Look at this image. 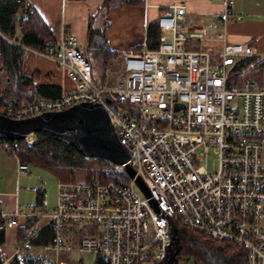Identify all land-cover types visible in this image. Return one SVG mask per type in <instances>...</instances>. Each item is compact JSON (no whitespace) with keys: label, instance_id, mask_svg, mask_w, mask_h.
<instances>
[{"label":"built area","instance_id":"obj_1","mask_svg":"<svg viewBox=\"0 0 264 264\" xmlns=\"http://www.w3.org/2000/svg\"><path fill=\"white\" fill-rule=\"evenodd\" d=\"M220 1L223 26L240 19L232 11L233 0ZM184 12L183 0H172L155 18L168 39L152 48L120 51L122 73L112 86L93 80L73 33L63 31L38 48L0 31L23 57L33 53L51 59L75 83L60 98L19 104L0 90V114L18 119L81 101L100 103L131 153L127 163L148 190L144 194L134 177L127 182L57 180L52 208L0 206V230L21 216L35 219L13 245L11 259L65 264L63 254L76 252L107 264H139L146 252L145 262L173 264L176 240L170 222L176 220L214 240L242 246L240 264H264V87L252 78L229 82L238 60L264 52L248 42L228 41L223 29L204 32L190 26ZM23 141L33 144V133ZM2 144L14 154L10 143ZM18 169L29 172L23 162ZM45 226L51 228L50 239L34 244Z\"/></svg>","mask_w":264,"mask_h":264},{"label":"trees","instance_id":"obj_2","mask_svg":"<svg viewBox=\"0 0 264 264\" xmlns=\"http://www.w3.org/2000/svg\"><path fill=\"white\" fill-rule=\"evenodd\" d=\"M141 0H103L96 12L88 15L87 23V51L92 54L103 70H109L120 75L122 70L116 68L115 59L119 51L107 46L105 31L108 26L106 16L114 8L128 3H138ZM0 31L4 36H20L21 42L32 47L41 48L52 38L48 28L40 16L29 5L24 8V0H0ZM163 31L154 23L148 24L146 30V43L152 47L164 40ZM0 34V90L8 99L19 104L31 101L35 97L57 99L64 93L57 84L38 82V73L27 74L23 69L22 49L9 42ZM115 71V72H114ZM264 76V55L248 56L238 60L230 72L229 82L240 84L241 81L252 78L260 81ZM107 77V75H106ZM28 88L30 91H28ZM34 142L27 145L23 139L10 140L0 135V148L11 153L3 146L8 142L13 153L20 162L45 168L61 181H86L97 177L100 181L129 180L124 169L115 170L114 164L100 157H88L82 154L67 140L57 138L48 132L33 133ZM42 190H35L36 204L42 205ZM177 229V239L174 246L176 251L173 264L179 258H193L199 264H240L245 256V249L237 244L227 241L214 240L200 232L191 230L174 220ZM33 224L27 221L21 231ZM51 228H42L34 237L33 243L41 244L51 237ZM22 237V236H21ZM4 241V232L0 230V243ZM146 258L143 254L139 262ZM1 260V257H0ZM9 264H41L39 259L25 258L19 262L12 258ZM77 264H83L79 259ZM93 264H107L105 260L94 256Z\"/></svg>","mask_w":264,"mask_h":264},{"label":"crops","instance_id":"obj_3","mask_svg":"<svg viewBox=\"0 0 264 264\" xmlns=\"http://www.w3.org/2000/svg\"><path fill=\"white\" fill-rule=\"evenodd\" d=\"M171 1L141 0L138 3H128L110 10L106 16L107 46L119 53L125 48H152V41L150 45L146 43L147 26L154 23L158 14ZM25 2L40 16L52 37H60L63 31L73 33L86 54L88 15L96 12L103 0H25ZM183 2L185 4L183 21L188 25L200 28L204 32L223 29L228 41L248 42L259 52H264V0H233L232 11L238 14L240 19L230 20L225 26L218 21L223 7L220 0H183ZM162 35L164 39L169 38L168 33L163 32ZM88 61L92 78L97 84L112 86L116 83L118 75L115 74V78L117 76L115 79L114 75L112 77V71L103 70L95 60L90 61L88 58ZM22 63L27 74H32L34 71L38 73V82L57 84L63 93L75 88V83L67 76L66 69L51 59L28 53L22 57ZM11 155L13 157L10 167L16 173L14 188L11 189L13 186L11 182H4V178L0 177V206L8 210H13L18 204H22L19 199L17 176L24 172L18 169L20 161L17 156ZM4 171L5 167L0 161V176L5 173ZM38 220L43 222L44 219ZM27 221L35 223V219L21 216L17 224L3 229L4 241L0 243L1 259L8 261L11 259L13 245L25 237L29 226L24 232L20 230ZM63 257L65 264H73V260L77 264L79 259L82 260L80 254L76 252H66Z\"/></svg>","mask_w":264,"mask_h":264},{"label":"water","instance_id":"obj_4","mask_svg":"<svg viewBox=\"0 0 264 264\" xmlns=\"http://www.w3.org/2000/svg\"><path fill=\"white\" fill-rule=\"evenodd\" d=\"M38 131L69 141L88 157H100L114 165H123L128 176L134 177L138 187L148 195L143 180L127 163L130 151L117 139L109 114L100 103L81 101L59 110H47L18 119L0 114V135L7 139H23ZM170 229L176 240L177 229L172 222Z\"/></svg>","mask_w":264,"mask_h":264},{"label":"rangeland","instance_id":"obj_5","mask_svg":"<svg viewBox=\"0 0 264 264\" xmlns=\"http://www.w3.org/2000/svg\"><path fill=\"white\" fill-rule=\"evenodd\" d=\"M86 56H88L90 61L93 60L92 56L94 55L89 54L88 51H86ZM113 60L116 65L115 67L116 68L118 67V70H121V64H120L119 57L117 56ZM113 78H115V74ZM255 81L259 85L264 87V76L261 77L260 81L258 80H255ZM12 157L13 155L9 153H5V151L0 148V161L5 167V171H4L5 173H3V175H1L0 177L4 178L3 179L4 182H8V183L11 182L13 184L12 188L9 185V188L11 189L14 188V182L16 180V173H14L13 168L10 167V161L12 160ZM114 169L122 170L123 167L115 166ZM28 170H29L28 173L21 172L17 176L19 199H20V202L22 203L21 205L25 206L28 204H36L35 189L37 188V186H41V188L43 189L42 190V193H43L42 203L45 207L52 208L55 205V201H56L57 179L55 175L45 168L34 166V165H29ZM143 254H146V252H143ZM80 257L82 258L83 264H93L94 262V255L91 253H82L80 254ZM72 262L73 264H75L74 260ZM139 264H151V263L140 261ZM176 264H199V263H197L192 257L188 258V257L181 256Z\"/></svg>","mask_w":264,"mask_h":264},{"label":"flooded vegetation","instance_id":"obj_6","mask_svg":"<svg viewBox=\"0 0 264 264\" xmlns=\"http://www.w3.org/2000/svg\"><path fill=\"white\" fill-rule=\"evenodd\" d=\"M166 264H170V261H169V262H167Z\"/></svg>","mask_w":264,"mask_h":264}]
</instances>
